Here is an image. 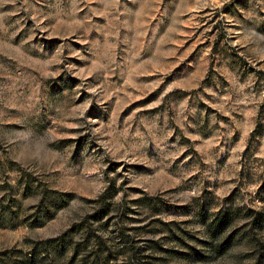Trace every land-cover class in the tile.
Masks as SVG:
<instances>
[{
  "label": "rangeland",
  "instance_id": "374dc122",
  "mask_svg": "<svg viewBox=\"0 0 264 264\" xmlns=\"http://www.w3.org/2000/svg\"><path fill=\"white\" fill-rule=\"evenodd\" d=\"M26 179L72 198L30 225L18 192L15 264H255L264 0H0V184Z\"/></svg>",
  "mask_w": 264,
  "mask_h": 264
},
{
  "label": "trees",
  "instance_id": "16d2710c",
  "mask_svg": "<svg viewBox=\"0 0 264 264\" xmlns=\"http://www.w3.org/2000/svg\"><path fill=\"white\" fill-rule=\"evenodd\" d=\"M0 189L5 190V192L0 197V225L15 227L19 225L22 221L20 208L22 207V201L18 198V192L22 191L24 197L32 196L35 194H40L41 200L30 208L31 212L27 213L28 224H43L45 221L54 217L56 212L65 207L72 198L71 193L59 192L56 190L49 189L48 187L41 188L34 184L31 179L19 180L17 184H12L8 181L0 184ZM243 211L241 209L225 208L217 212V220L214 224V231L220 232L224 228L225 224L230 223L235 215H239ZM245 212L250 215H260V211L255 210H245ZM256 218H258L256 216ZM262 220V218H258ZM259 220H257L258 222ZM264 220L261 222L263 223ZM68 232L61 235L58 239H50L48 241L62 240L64 243L69 241L66 239ZM248 241H252L251 233L244 232L241 236ZM241 239V238H240ZM231 243L230 239L223 241L219 247L215 250L223 251ZM264 248V246L262 247ZM262 248L260 250H262ZM5 256V257H4ZM16 260L6 253H0V264H15ZM255 264H264V251H260L257 256V262Z\"/></svg>",
  "mask_w": 264,
  "mask_h": 264
}]
</instances>
